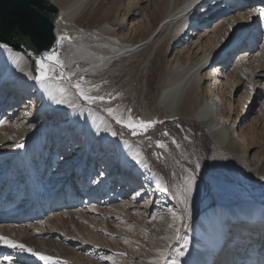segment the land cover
<instances>
[{"label": "bare ground", "instance_id": "obj_1", "mask_svg": "<svg viewBox=\"0 0 264 264\" xmlns=\"http://www.w3.org/2000/svg\"><path fill=\"white\" fill-rule=\"evenodd\" d=\"M248 1L213 0V3H215L213 7L218 9L214 14L208 16L204 13L207 11L206 6L211 2L210 0H175L172 8H170V0H161L156 5L150 20L145 24V31L141 32V40L139 41L141 43L139 44L131 39L132 36L124 41L116 39L118 32L124 28L126 21L124 17L130 12V10L125 12L122 19L118 18L119 0H50L59 9L55 34L58 28V33L61 31L66 38L68 36L73 38L72 40L66 39L65 43L59 41V49L60 47H66L67 53L56 54L64 65L65 75H63V78H53L44 83H38L35 79L37 73L34 71L30 59L23 52L9 47H0V92H2L0 108H3L0 113L6 112L13 116L15 112L22 110L16 122L11 124L9 135L12 136V139H17L21 143L33 139L43 124L46 112L50 108L49 104L62 114V110L69 104L74 103V101L70 102L73 96V92L69 87L71 79L87 78L91 72L109 70L117 61H121L131 54L133 55L140 47L148 44L160 25H162V29L154 37V42H161L158 54L162 56L164 48H170L176 41H180L181 30L188 25L189 20L191 24L192 20L194 23H205L207 20L211 21L220 15H224L206 37L201 33H195L198 27L194 28L191 37L199 36V39L192 40L187 45L184 42L182 45L187 47L184 56H177L171 67L167 68L162 63L152 65L149 68V73L144 75V78H147L145 101L142 103L140 99L143 89H136L132 93L133 100L131 102L139 105L140 107L137 108H140V111H145L146 114L143 113L145 114L143 118H150L151 112V116L158 122L171 118H178L183 122L196 120L207 128L213 142L219 148L231 154L234 162L244 165L250 160V165L255 166L257 172L246 171V180L258 178L263 180L264 138L261 137L262 133L257 130L256 123L253 124V121H260L261 124L264 121V111L263 114L261 111H256L252 120L249 119L245 122L243 120L251 113L250 110L245 114V110L250 101L251 91L258 89L256 78L264 80V47L258 54L255 52L257 45L253 43L255 39L260 38V33L257 30L264 31V27L254 31L256 36L252 40H241L242 43L240 42L241 44L237 48L239 51L236 54L235 63L232 64L230 69L223 70L226 72L225 82H222L220 78L222 77L220 75L224 73L218 72L226 66L230 56L236 53L232 52L228 54L227 59H222L220 47L227 36L234 32L239 24L245 23L244 21L249 18L247 9H244L245 5H241L247 4ZM256 2L255 6L259 10H264V0H257ZM131 4L132 1L130 0L126 7L130 8ZM193 6H199L197 15V10L190 13ZM226 8L228 11H225ZM185 12L190 14L184 16L183 13ZM199 13L202 16L200 20L193 19L195 16L198 17ZM130 21L132 20L130 19ZM189 27L191 28V26ZM207 31L208 29H205V34H207ZM210 34L212 35L210 36ZM124 37H126L125 34ZM206 38L207 44H204ZM213 38L218 41L215 48L211 44ZM202 45L204 47L200 49ZM211 55L217 62L213 67L210 66ZM66 68L70 71H66ZM156 70L161 72L163 80L161 79L159 92L154 96L153 102L149 103L148 96L152 81L154 77L158 78ZM214 74L217 77L216 75L213 77ZM234 75L237 80H232ZM240 80L248 82L249 92L239 99V106H234L231 103L230 96ZM135 82H137V77L135 78L134 75L125 78L127 85L125 84V86L123 82L120 89H118L117 99L120 102L126 101L127 96H129L127 93L124 94L123 89L133 87ZM224 86L225 89H223ZM91 90L95 93L100 92V90L93 87L89 88V91ZM4 94H6L5 97ZM224 95H228V97H224ZM242 99L243 103L241 102ZM58 101L63 102L58 103ZM18 103L22 106L18 107ZM5 107L12 108V110H6ZM91 107L88 108L83 102L82 106L72 113L70 125L66 126L67 131L60 137L61 139H67V135H73L72 146H74L75 141L81 142V160L76 168L69 172V177L73 182L71 185L68 180L65 181V185L59 182L60 185L55 192L44 194L42 198L40 197L35 202L34 199L38 192L34 184L35 167L30 164L27 165L25 162L21 176L16 175L18 167L13 169V174L19 179L18 182L29 170V174L24 180V182L26 181L24 188L27 189H23V192L19 193L14 200L20 196L26 197L22 206V209L27 208L25 214L34 208L35 203H41L40 208L38 205L33 210L38 212L36 214L44 213V215L47 214L50 217L47 216L46 218L45 216L46 219L40 224L42 227L46 226L47 229L33 230L36 235L33 231L31 233L23 232L22 226H20L19 232L17 231L18 236H16L15 228L12 225L0 228V237L16 245H23L19 239L21 238L25 243L24 246L27 247L25 249H31L38 254L36 256H25L28 251H21L19 247H8L3 241H0V254L5 255V261H3L5 264L10 260L14 261L12 264H61L63 260L60 261L55 258H68L67 248L61 249L51 238H44L48 231H69L71 223L67 222L65 217H68V215L71 218L74 217L69 209L73 207L78 209L77 204L80 199L85 198L86 205L83 208L87 211H76L77 214L75 215L88 219L90 216L87 215V212L92 213L97 208L93 205L97 202L107 204L104 199L99 201L102 196L105 200L111 201L114 198L113 189L118 186V194L124 198L132 184L137 188L133 201L122 203L119 206V209L129 213L132 223L129 224L125 220V225L118 227L120 234L117 238L108 235L104 231V234L95 236L92 234L91 229L85 235L87 239L85 245L88 246L94 243L95 247L93 249L100 253L103 260H107L109 264H119V256L115 255L113 251H125L133 254V259L130 260V257H128L130 264H235L238 250L243 248L244 242L250 239L247 243L249 247L244 250L240 264L263 263L264 215L260 217L263 213V207L262 204L258 203H248L236 210L221 211L218 209L203 215L196 227L191 230L192 245L194 246L193 258L188 259L182 256L179 253L181 246L177 245L183 226L181 213H176L178 217H174L175 220H173L167 214L160 212L158 206L155 210L150 209V200L153 198H155L154 201L159 200V207L161 208L165 209V205L171 204L167 198V195H171L169 181L164 175L155 173L152 170L151 157L148 151L138 143L125 139L121 132H127L126 130L129 128L118 124L112 116V119H109L108 113L106 115L98 111L95 103L91 104ZM137 108L132 105L129 112H124L118 108L120 112H115V114L121 117L125 123L131 119L133 124H137L141 121L137 118V115H142V112L139 113ZM25 109H29L31 112L29 117L22 118L26 113L28 115V111L26 112ZM231 110H233L232 118L230 116ZM54 115L53 111L51 116ZM81 117L83 122L78 123ZM182 118H185L186 121ZM238 118H240L242 126L237 125V127H234ZM55 126H59V122ZM87 128L91 130V134L87 133ZM238 129L240 130L238 131ZM101 132L102 138H98L95 142L94 139ZM81 135L83 138L80 140ZM91 140H94L92 144L95 142L93 148H90L93 149L92 159L86 160L85 155L87 153H89L88 158H90L91 152L88 147H90ZM36 143L40 145L42 141L37 139ZM100 157L101 161L99 160ZM181 157L184 160L189 158L187 155ZM9 159H15V155ZM25 159L27 158L25 157ZM28 160L30 162V157ZM18 162L20 163V159L17 160ZM99 166L101 167V180L96 181L94 184L95 176L98 175L95 169L98 171ZM88 167H91L89 176L86 175ZM62 185L64 186L62 187ZM19 186L13 189L9 198L18 194L20 191ZM61 187L62 190H60ZM25 191L32 192L26 194ZM52 195L55 196L52 197ZM147 195L148 200H143L140 203V197ZM9 198L0 203L2 215L0 218L1 220L12 219L11 221L16 225L21 219V212L14 211L15 206L13 205L9 207L6 205V208L2 209L3 203L7 204ZM42 203L44 204L42 205ZM52 208L54 210H51ZM132 210L134 212H130ZM22 219L24 218L22 217ZM253 229H260V235L263 238H256ZM244 232L248 236H245ZM20 233H23L22 237H19ZM215 237H227V242L233 239L234 243L229 250L224 248L219 256H215V252L211 251V244L217 239ZM257 246L263 248L259 255L256 249ZM41 255L51 259L49 261L41 260L39 258ZM143 258H146L145 263L142 262Z\"/></svg>", "mask_w": 264, "mask_h": 264}, {"label": "rangeland", "instance_id": "obj_2", "mask_svg": "<svg viewBox=\"0 0 264 264\" xmlns=\"http://www.w3.org/2000/svg\"><path fill=\"white\" fill-rule=\"evenodd\" d=\"M128 1L130 0H119V9L117 13L118 18L122 19L125 12H128L129 10L130 12L126 17H124L126 19L124 28H122L118 32L116 39L124 41L132 36L131 39L134 42L140 44L141 42L139 41L141 40V32L143 33V31H145V24H147V22L150 20V16H152L156 5L161 0H131L132 4L131 6H129L130 8H127L126 6L128 4ZM174 1L175 0H170V8L173 7ZM210 1L211 2L206 6L207 11L204 13L208 16L214 14L216 9H218L213 7V5L215 4L213 3V0ZM198 8L199 6H193L190 13H193ZM225 11H228V9L226 8ZM197 13L198 10L196 12V15ZM201 17L202 16L199 13L198 17L195 16L193 17V19L197 18L199 21ZM223 17L224 15H220L219 17H216V19H212L211 21L207 20L205 23H194L192 20L191 24L189 20V23L185 26V28L188 26H191V28L186 29L185 32V28L182 29L180 41H176L170 48H164L162 51V56H159L158 54L161 42H154V37L162 29V25H160L158 31L150 38V42L148 44L140 47V49H138L139 51L137 50V52L133 55L131 54L125 59L117 61L109 70L91 72L90 76L87 78L80 77L77 79H71L69 82V87L73 92V96L70 99V102L74 101V103L69 104V102V105L64 110H62V114L56 108L52 107L51 104H49L50 108H48L46 112V117L43 120L41 128L34 135L33 139H28L24 143H21L17 139H12V136L9 135L11 124L16 122L22 110L15 112V115L13 116H10L6 112L2 114L0 113V203L5 199H8L10 197V194L13 192V189L20 185V191L18 192V194L12 198H9L7 204H5L4 202L3 204L5 206L3 205L2 209L6 208V205L8 207L13 205L15 206L13 208L15 209L14 211L18 210L19 212H21V219L16 223V225L13 224V222L11 221L12 219L8 218L1 220L0 218V228L6 225H12V227L15 228L16 236H18L17 231L21 228L20 226H22L24 230L23 232L27 231L28 233H31L33 230L38 231L42 228L47 229L46 226L42 227L40 224L44 222V219H46L47 216L50 217V215H47L46 211V215H44V213L36 214L38 212H35L33 210L38 205L40 208L41 203H35L34 208L30 209L27 212L28 214H25L27 208L22 209V206L26 197L20 196L18 199L14 200L19 195V193L23 192V189H27L24 188V186L26 185V181L24 182V180L29 174V170L23 176L20 182H18V177H15L17 174L18 176H21L22 172L24 171V168L22 167L25 162L27 163V165H33L32 167H35L36 169L34 184L38 192L37 196L34 199L35 202L38 201L40 197L42 198L44 194L47 195V193L55 192L56 188H58L60 185L59 182H62L64 185L65 181L67 180L69 181L70 185L73 183L71 182V178L69 177V172H72L81 160V142L75 141L74 146H72V142L74 139L73 135H67V139H61L60 137L63 136L62 134L64 132L67 131L66 126H68V124L70 123L72 113H74L80 106H82L83 102L84 105L88 108L91 107V104H93L86 102L80 97L77 89L73 87L74 84L79 82L82 89L86 92L87 95H90L92 97H103L102 101L96 100L94 102L97 106L98 111H101L102 113L107 115V109L110 107L118 113L120 112L118 108H120V110L124 112H129L132 105L136 106V108L139 106L136 103L133 104L131 102L133 100L132 93L136 89H143L142 94L140 95V99L142 103L145 101L147 78H144V75H147L149 73V68L152 65H160L161 63L164 64L167 68L171 67L176 61L177 56H184L186 52L185 48H187L186 45L189 44V42H191L192 40L196 41L199 39V36L191 37V33L194 28L198 27L195 33H201L206 37L209 34V31L213 30L215 25H217ZM130 19L132 21H130ZM205 29H208L207 34H205ZM57 30L58 28L56 29L57 38L61 43H65L66 39H73L69 36L68 38H66L63 32L60 31L58 33ZM236 30L237 29H235L234 32L230 33L229 36H227V39L220 47L222 59H227L226 57H228V54L236 52L230 56L228 62L226 63V66H224L223 69L218 70V72L224 73L223 75H220L222 76L220 77L222 79V82H225L224 76L226 73L223 70L230 69L232 64L235 63V57L239 51L237 48L239 44L242 43V39H239L237 37L238 33ZM257 32L260 33V38H258V40L255 39L253 43L254 45H257L255 52L260 54L264 47V31L257 30ZM124 34L126 35V37H124ZM211 35L212 34H210V36ZM62 37L64 39H61ZM206 41L207 38L204 39V44H207ZM184 42L186 45H182ZM211 44L213 45V48H215L218 45L217 39L213 38L211 40ZM203 47L204 46L202 45L200 49ZM240 50L243 51L244 49ZM60 53L66 54V47H60V49H58L57 55H59ZM216 64V60H214L213 55H211L210 66L213 67ZM64 70L65 69H63V75H65ZM66 71H70V69L66 68ZM156 74L158 78L154 77L152 81V87L148 96L149 103L153 102L154 96L159 92V86L162 83L161 79L163 80V76L161 78L160 71L156 70ZM129 75H134L135 78L137 77V82L134 83L133 87L130 86L131 88L123 89L124 94L127 93V95L129 96H127L126 101L120 102V100L117 99L118 89H120V85L123 82L124 85L126 84L125 78ZM215 75L216 74H214L213 77ZM59 77L61 76H55L56 79ZM234 79L237 80L235 75L233 76L232 80ZM255 81L258 82V89L251 91L250 101L247 109L245 110V114L250 110L251 113L244 117V122L248 121L249 119L252 120V117L255 115L254 113L256 111H261L262 114L264 111V80L262 78H256ZM90 87H93L94 89L97 88L98 90H100V92L95 93V91H89ZM223 89H225V86L223 87ZM247 92H249L248 82L245 80H240L239 84L234 87L232 95L230 96L232 105L234 104V106H239V99L242 98ZM1 94L2 92H0V101L2 100ZM5 95L6 94H4V97ZM225 96L228 97V95H224V97ZM241 102H244L243 99ZM20 106H22V104L18 105V107ZM5 109L12 110V108L8 107H5ZM137 109L139 110V113L142 112V110L140 111V108ZM1 110H3V108H0V111ZM25 110L26 112L28 111V115L26 113V115L22 116V118L29 117V113L31 112V110L29 109ZM53 111L55 115L51 116V113H53ZM143 113H145L144 110L142 112V115H137V118L141 119V121L143 122H155L147 132H143L142 130L137 129V131L141 134L134 136L132 135L131 130L128 129L126 130L127 132L124 131L121 133L125 136L126 140H129L136 144L138 143L146 151H148L151 157L150 164L152 166V170L155 173L164 175L169 181L171 195H167V198L169 199L171 204L165 205L164 209L159 207V200L156 199L154 201L155 198H153L150 200V209L152 208L153 210H155L156 206H158L157 208L160 210V212L167 214L170 218H173V220H175L174 217H178L176 213H181L180 215H182L183 226L177 245L181 246L179 253L182 254V256L188 259L193 258L194 246L192 245L191 230L196 227L203 215L208 214L211 211H217L218 209L221 211L236 210L237 208H241L243 205H246L248 203H258L260 205L262 204L263 213L260 215V217L264 215V179L261 180L258 178L253 180H246L245 178L246 171H254V173L257 172V170H255V166L253 167V165H250V160L244 163V165H239L238 163L234 162L231 154L219 148L213 142L207 128L203 127L201 123L197 122L196 120L186 121L185 118H182L186 121L183 122L178 118H171L158 122L155 118H153V116H151V112L150 118L145 116V118H143V115L146 114ZM107 116L108 118L110 117L109 119H112L109 114ZM230 116L231 118L233 117V110H231ZM82 120V117L79 118L78 123L80 121L82 123ZM57 122H59V126H55ZM255 123L257 130H260L262 133L261 137L264 138V121L261 124L260 121H253V124ZM237 125L242 126L240 118H238L234 127H237ZM239 130L240 129H238V131ZM102 132L94 139L95 142H97L98 138H102ZM87 133L91 134V130H89L88 128ZM82 138L83 137L81 135V138L79 139L81 140ZM37 139L41 140L42 144L39 145L38 143H36ZM94 140L90 141V147H88L89 149L91 148L92 142ZM159 144L164 145V147H158L157 145ZM90 152V158H88L89 153L85 155L86 160L92 159L91 155L93 149H90ZM14 155L15 159H9ZM184 155L189 156V158L187 160H184L181 157ZM25 157L27 159H25ZM29 157L30 162L28 160ZM19 159L20 163H17V160ZM99 160L101 161V157L99 158ZM197 165H199V167H197ZM15 167H18V172L16 173V175L13 174V169H15ZM100 169V166L98 167V171L97 169H95L98 175L95 176L94 184L96 181L101 180ZM154 169H156V171ZM90 171L91 167H88V169H86V175H88ZM189 177L195 178L194 183L191 187V191L187 190ZM54 184L55 186L52 187V185ZM64 185H62V187ZM62 187L60 190H62ZM136 191L137 188L134 184H132V187L127 191L124 198H122L118 194L119 187H114V198L109 201L105 200V198H103L102 196V199L100 198L99 201H103L104 199V202L106 201L107 204L104 205L97 202L95 205H93L97 208L94 209L92 213L87 212V215L90 216L88 219L75 215L77 214L76 211H87L85 208H83L84 205H86L85 198L80 199V202L77 204L79 206L78 209H76L75 207L69 209L71 215L74 217L71 218V216L69 215L68 217H65L66 221L71 223L70 230H66V232L65 230L64 232L52 230L48 231L47 234L49 236L47 234L44 236V238H51L59 248H67L66 252L68 253V258L58 257L55 259L60 261L62 259L63 261H61V264H109L107 260H103V257L100 253H97V251L93 249L95 247V245H93L94 243L89 244L88 246L85 245V241L87 240L85 235H87V233H89V229H91L93 232L92 234L95 236H99L100 234H104V232H107L108 235L117 238L120 234L118 227L121 225H125V220H127L129 224L132 223V219L129 218V213L127 211L119 209V206L122 203L124 204L128 201L131 202L136 194ZM25 192L26 194H30L32 191ZM54 196L55 195H52V197ZM143 200H148V195L142 198L140 197V203H142ZM43 204L44 203H42V205ZM51 210L54 209L52 208ZM130 212H134V210ZM1 216L2 215L0 211V217ZM22 217L24 219H22ZM134 221L135 219L133 220V222ZM174 222L176 223V221ZM34 231L33 233L34 235H36ZM22 234L23 233H20L19 237H22ZM253 234L258 239L263 238L260 235V229H253ZM244 235L248 236L246 232H244ZM227 237H215L217 239L213 242V244H211V251L215 252V256H219L224 248L226 250H229L233 245L234 240L232 239L227 242ZM81 238H83V240H81ZM19 239L20 242L25 245L22 239ZM250 240L245 241L243 244V248L238 250V254L235 258V264H240L244 250L249 247L247 243H249ZM24 247L27 248L26 246ZM256 249L259 255L260 252H262L263 248H258L257 246ZM113 252L115 255L119 256V264H130L128 257H130V260L134 257V255L130 252ZM31 255L32 253L28 252L25 254V256ZM4 256V254H0V264H5L3 262L5 261ZM13 262L14 261L10 260V262H8L7 264H12ZM142 262L145 263L146 258H143ZM260 264H264V261Z\"/></svg>", "mask_w": 264, "mask_h": 264}, {"label": "water", "instance_id": "obj_3", "mask_svg": "<svg viewBox=\"0 0 264 264\" xmlns=\"http://www.w3.org/2000/svg\"><path fill=\"white\" fill-rule=\"evenodd\" d=\"M58 18L50 0H0V44L23 52L34 69L45 53H58Z\"/></svg>", "mask_w": 264, "mask_h": 264}, {"label": "snow or ice", "instance_id": "obj_4", "mask_svg": "<svg viewBox=\"0 0 264 264\" xmlns=\"http://www.w3.org/2000/svg\"><path fill=\"white\" fill-rule=\"evenodd\" d=\"M61 39H64L63 37ZM0 47H5V45L0 44ZM63 69L64 65L57 57L55 51L52 53H45L43 56L40 57V59L36 60L35 62V68L34 71L38 73L35 76V79L38 83H44L45 81L49 79L55 78L56 75H60L63 78ZM75 87L80 95V97L85 100L88 103H94L96 100H103V97H92L90 95H87L86 92L82 89L81 84L78 82L73 85ZM63 101H58V103H62ZM107 112L110 116L113 117V119L116 120L118 124H121L124 127H127L131 130L132 135H138L141 134L137 131V129L142 130L143 132H147L149 128L153 126L155 122H143L140 121L137 124H133L131 119L127 123L125 121L117 116L115 114V111L112 108H108ZM115 134V133H114ZM158 147H164V145L159 144ZM139 162V161H138ZM199 167V165H197ZM194 177H189L188 179V191H191L192 184L194 183ZM0 241H3L8 247L16 248L19 247L21 251H28L31 252L32 255H38L37 253L33 252L31 249H25L24 245H16L12 243L11 241H8L7 239L0 237ZM163 255V254H162ZM41 260L49 261L51 258L46 256H39Z\"/></svg>", "mask_w": 264, "mask_h": 264}, {"label": "trees", "instance_id": "obj_5", "mask_svg": "<svg viewBox=\"0 0 264 264\" xmlns=\"http://www.w3.org/2000/svg\"><path fill=\"white\" fill-rule=\"evenodd\" d=\"M156 171V169H154Z\"/></svg>", "mask_w": 264, "mask_h": 264}]
</instances>
